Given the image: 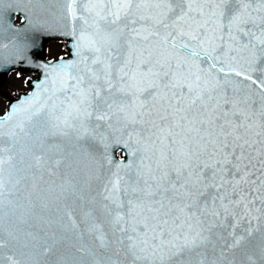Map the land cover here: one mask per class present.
I'll list each match as a JSON object with an SVG mask.
<instances>
[{"label":"snow or ice","instance_id":"obj_1","mask_svg":"<svg viewBox=\"0 0 264 264\" xmlns=\"http://www.w3.org/2000/svg\"><path fill=\"white\" fill-rule=\"evenodd\" d=\"M0 98V264H264V0H0Z\"/></svg>","mask_w":264,"mask_h":264},{"label":"rangeland","instance_id":"obj_2","mask_svg":"<svg viewBox=\"0 0 264 264\" xmlns=\"http://www.w3.org/2000/svg\"><path fill=\"white\" fill-rule=\"evenodd\" d=\"M51 47H52V46H51ZM58 50H60V49H59V48H55V49H54V51H55L56 53L58 52ZM51 54H52V53H51ZM22 80H23V78H19V79H17L16 76H13L12 79H11V87H12L13 89L24 88V86L21 87ZM1 102H2V101L0 100V112H2V111H3V108H4V105H3ZM3 103H4V102H3Z\"/></svg>","mask_w":264,"mask_h":264}]
</instances>
